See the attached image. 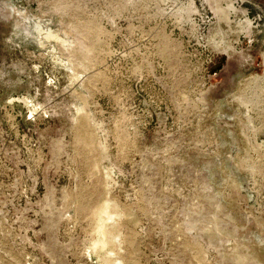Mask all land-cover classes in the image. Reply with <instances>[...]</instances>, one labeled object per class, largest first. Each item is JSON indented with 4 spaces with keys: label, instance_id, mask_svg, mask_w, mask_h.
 <instances>
[{
    "label": "rangeland",
    "instance_id": "rangeland-1",
    "mask_svg": "<svg viewBox=\"0 0 264 264\" xmlns=\"http://www.w3.org/2000/svg\"><path fill=\"white\" fill-rule=\"evenodd\" d=\"M0 264H264V0H0Z\"/></svg>",
    "mask_w": 264,
    "mask_h": 264
}]
</instances>
